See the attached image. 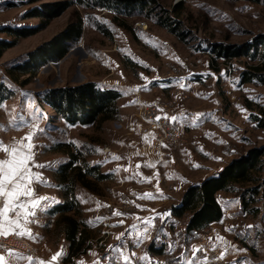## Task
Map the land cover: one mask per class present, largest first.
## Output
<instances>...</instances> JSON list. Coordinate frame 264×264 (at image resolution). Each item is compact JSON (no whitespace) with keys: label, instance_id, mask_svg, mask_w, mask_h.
Wrapping results in <instances>:
<instances>
[{"label":"rangeland","instance_id":"rangeland-1","mask_svg":"<svg viewBox=\"0 0 264 264\" xmlns=\"http://www.w3.org/2000/svg\"><path fill=\"white\" fill-rule=\"evenodd\" d=\"M56 1L63 0H0V39H13L4 27L39 25L41 18L28 13L43 3ZM67 1L71 4L60 15L34 34L18 38L0 56V87L4 85L13 91L11 97L0 100V141L10 146L29 132H36L34 162L50 165L32 169L48 182L43 186L33 185L36 194L52 198L46 210L37 213L38 223L27 225L33 234L28 239L41 260L49 261L61 249L63 254L54 264L69 260L67 240L50 211L62 199V185L56 172L69 159L57 146L72 143L73 149L81 151L83 159L100 165L105 173L99 160L107 161L101 155L111 152L110 147L118 148L119 153L124 151L120 138L130 129L129 117L139 119L150 133L149 151L152 149L158 166L148 172L151 182L120 181L119 175L108 173L110 178L99 183L98 192L77 186L82 205L79 217L92 234L88 240L91 246L84 254V258L88 257L86 261L108 264L111 261L105 257L119 255L111 249L121 245L128 249L124 253L132 261L153 260L155 264H162L176 261L182 255L191 259V249L217 244L223 251L227 249L228 264H264L262 201L258 203L259 213L252 215L242 209L238 195L220 192L223 218L198 232L186 231L188 216L178 219L171 215V207L180 203L187 187L193 184L189 181L196 183L215 175L231 159L251 147L264 145V127L257 126L258 122L252 118L256 115L264 119V84L241 81L242 71L251 63L248 57L226 61L216 57L212 49L217 43L242 44L257 40L264 33V0H154L150 10L121 8L119 12L99 7L94 0ZM180 3L177 15L173 9ZM166 12L175 18L179 34L162 24L161 17ZM163 20L174 26L173 20ZM78 21L81 36L68 42V51L62 58L49 60L25 85L14 80L10 73L13 66ZM25 77L19 76V79ZM88 81L122 93L118 99L119 115L104 122L100 129L92 124H70L40 100V95L48 89ZM124 94L132 104H124ZM147 102L157 103L161 106L160 112L170 117L177 109L184 111L187 114L183 117L192 126L198 125L192 130L175 123L182 137L170 145L164 143L162 158L154 148L155 129L146 120L149 113L143 110V103ZM197 114L206 115L196 120ZM21 117L28 126L17 127ZM37 129L45 131L40 133ZM165 157L174 158L162 165ZM4 158L9 157L0 151V159ZM114 166L118 163L109 159L108 167ZM156 176L161 181H156ZM160 188L167 197L160 199L159 195L158 201L140 198L144 192L160 194ZM105 205L111 209L115 222L109 235L98 217V210ZM114 211L123 214V224L119 221L124 218L114 216ZM144 220L150 223L145 224ZM133 225L136 228L126 234ZM247 225L253 227L249 229ZM233 226H236L234 230L228 231ZM151 243L155 247L164 246L165 253L151 252ZM15 263L28 264L26 260H15Z\"/></svg>","mask_w":264,"mask_h":264},{"label":"trees","instance_id":"trees-1","mask_svg":"<svg viewBox=\"0 0 264 264\" xmlns=\"http://www.w3.org/2000/svg\"><path fill=\"white\" fill-rule=\"evenodd\" d=\"M97 6L119 12L121 8L128 10H150L154 0H94ZM67 0L43 3L33 8L28 16L39 17L37 26L4 27V31L13 37L12 40L0 39V56L3 51L14 46L20 37L29 36L41 30L54 17L60 15L70 6ZM181 5L176 4L173 11L178 15ZM162 15L166 20H175L170 12ZM162 19V24L172 32L179 34V27ZM81 22L70 24L50 41L37 46L27 54L25 61L10 69L15 81L25 85L49 61L62 58L68 51L69 41L81 36ZM216 57L230 61L235 58L248 57L249 66L241 73L242 82L264 84V33L253 42L242 44L217 43L212 47ZM17 72V73H16ZM15 73L17 75H15ZM19 76H26L20 80ZM12 90L4 85L0 87V100L11 97ZM122 93L111 87H101L96 82L88 81L75 86L55 87L42 93L41 102L50 105L66 122L70 124H92L100 129L104 122L119 115L118 99ZM264 112V110H263ZM257 126L264 127V119L256 115L252 117ZM72 143H60L57 148L64 150L69 159L57 170L56 176L62 190V199L50 208L68 243L69 257L80 259L88 251L91 243V231L79 214L82 205L78 198L77 186L81 185L91 192H98L99 183L109 179L111 175L104 173L100 165L92 164L82 158L79 149H73ZM236 194L240 197L242 209L252 215L259 213L258 203H264V145L249 148L245 153L231 159L218 173L187 187L179 204L171 207V215L175 218L188 216L186 231H202L212 223L220 221L224 216L219 201L220 192ZM151 252L165 253V247L149 246ZM110 255V254H109ZM114 257L113 255H111ZM110 260L108 259V262ZM172 261V260H171ZM149 262H155L153 260ZM106 264V263H105Z\"/></svg>","mask_w":264,"mask_h":264},{"label":"snow or ice","instance_id":"snow-or-ice-1","mask_svg":"<svg viewBox=\"0 0 264 264\" xmlns=\"http://www.w3.org/2000/svg\"><path fill=\"white\" fill-rule=\"evenodd\" d=\"M159 79V78H157ZM161 87L165 85L161 84ZM147 85H145V88ZM2 103V102H0ZM39 115V113H37ZM206 114H197L196 120H199L201 116ZM155 119L160 121L162 117L156 116ZM163 119L168 120L167 116ZM187 119V117H185ZM172 122L177 121V117H171ZM31 123V121H29ZM28 126V123L21 117L17 127ZM38 132L43 133L45 129H37ZM36 132H29L28 135L15 141L10 146H6L3 141H0V151H3L7 157L6 159H0V236L7 237L10 234H14L17 237H27L32 238V232L27 228V225L38 223L36 219L38 212H43L46 210V201L50 199L47 196H39L36 194L33 185L43 186L48 183L39 172L32 171L33 168H47L49 164H37L34 162L35 153L33 149L37 147L33 143V139L36 136ZM99 151V150H97ZM112 159L118 160L121 157L113 156ZM140 167L139 164L136 166ZM120 169H116L119 171ZM127 171L128 169H124ZM144 180L151 182L152 177H144ZM144 198H154L151 193H145L141 197ZM114 216H122L123 214L114 211ZM103 219V218H100ZM145 224L150 223L148 220L142 221ZM123 224V220L120 221ZM228 229V231L234 230ZM247 228H252V225H247ZM10 228L12 231L8 232L5 229ZM136 226L133 225L132 229H129L126 234H131L132 230ZM125 234H121L124 236ZM121 245H117L111 249L112 252H117L119 255L112 257L108 256L105 259L112 261V264H132L131 258L124 252L120 251ZM211 251L216 250V246L213 245L210 249ZM188 251V250H186ZM192 252L191 259H188L185 255L177 258V264H208L207 255L202 248H193L190 250ZM237 251H244L243 249H238ZM227 249L221 252V255L216 259H223ZM0 264H9V261L14 259L17 262L26 260L28 264H54L63 254V249L58 251L51 259L47 262L33 258L32 256L26 255L24 253L17 252L14 249H3L0 246ZM197 253H204L202 257L198 256ZM135 256V253H132ZM143 259V257H141ZM95 264V262H94ZM236 264H246V262H236Z\"/></svg>","mask_w":264,"mask_h":264},{"label":"crops","instance_id":"crops-1","mask_svg":"<svg viewBox=\"0 0 264 264\" xmlns=\"http://www.w3.org/2000/svg\"><path fill=\"white\" fill-rule=\"evenodd\" d=\"M168 85H171V84L168 83ZM123 98L125 99L124 104L125 103H127V105L132 104L131 99H129L128 95L124 94ZM155 98H157V97H155ZM152 99H154V98H152ZM184 114H187V113L184 111H178V109H177L175 114L171 116V117H173V116L177 117V121L174 123H176V125L178 127H179V125L180 126L185 125L187 127H191L193 130L194 127L198 126V125L192 126L191 123H189V119H185V117H183ZM185 116H187V115H185ZM188 118H189V116H188ZM128 122H129V128L130 129H128L127 133L122 138H120V140H121L120 145H121V147L122 146L124 147V151L119 153L118 148L110 147L112 149L111 152H106V153H103L101 155L102 159L106 160L107 163H104L101 160H99V162H101L102 166H104L105 173H112V174L114 173V174H117V176L119 175L120 181H146L143 178L149 177L148 172L149 171L151 172V169L153 170V168H156L158 166L156 164V162H157L156 159H154V155L151 153L152 149H151V151H149L150 133L146 132L143 124L141 123V121L139 119H137V118L131 119L128 117ZM200 124L202 125L203 123H200ZM113 156L121 157V159L114 160V163L117 162L118 166H114L113 168H110V167H108V162H109V159H111ZM172 158H174V157H171V158L165 157V159L163 160L164 164H162V165H165L166 162L170 161ZM137 164L140 165L139 168L136 167ZM118 168L120 170L116 171V169H118ZM124 169H128V170L125 171ZM156 181H161L158 176H156ZM194 182L195 181H189L188 183L191 184ZM145 193H147V192H144L143 194H145ZM152 195L154 196V198H151V199H153V201H158L156 198L159 197V195H160V199L167 197L166 193L164 192V190L162 188H160V194H158V193L154 194L153 193ZM47 197H49V196H47ZM51 199L52 198L50 197V199H48L45 202L48 206L51 204ZM59 201L60 200H58L57 202H59ZM156 209L157 208H154L153 210L156 211ZM119 217L124 218V219H121L124 222L125 217H123V216H119ZM126 228H127V226L124 227V229H126ZM5 230L8 232L12 231L10 228H6ZM59 248H63V246L60 245ZM65 248L68 249V251H69L68 244H65ZM124 250H128V249L126 247L120 248L121 252H124ZM130 251H132V249H130ZM50 253L53 254V252H50ZM109 254H112V252ZM9 264H16L15 260L14 259L10 260ZM233 264H236V262H234Z\"/></svg>","mask_w":264,"mask_h":264},{"label":"built area","instance_id":"built-area-1","mask_svg":"<svg viewBox=\"0 0 264 264\" xmlns=\"http://www.w3.org/2000/svg\"><path fill=\"white\" fill-rule=\"evenodd\" d=\"M160 109H161V106L158 105L157 103H150V102L143 103L144 112L146 111L149 113L148 115H146V120L148 123L151 124L152 126L151 129H155L154 131L155 134H154V139H153L154 148L159 154L160 158H162L164 143H167L170 145V143L181 139L182 133L176 127L175 123L171 121V117L160 112ZM156 111L158 112L157 114H156ZM156 116H160L162 117V119L160 121H157L155 119ZM165 116H167L169 119L168 120L163 119V117ZM98 217L99 219L103 218V219H100L101 224H103V227L107 229V233H108L107 235H109L111 230L113 231V229L115 228V222L112 217L111 209H109L108 205L102 206L98 210ZM0 246H2V248L5 250L14 249L17 252L24 253L26 255L32 256L33 258H37L41 260L38 250L34 247V245L26 237H17L14 234H10L6 238L3 236H0ZM215 246H216L215 251L210 250L212 247H202V249H204L206 252L208 264H228L226 254L223 259H216L217 257L221 255V252H223V249L217 244ZM203 255L204 253H198V256L200 257H202ZM87 258H84V260H80L78 256L71 255L69 257L68 262H65V264H81V262H84L85 264H94L93 262L90 263L91 260L86 261ZM108 264H112V261ZM121 264H123V261H121ZM132 264H155V263L145 262L143 260H135V261H132ZM162 264H177V260L173 262L162 263Z\"/></svg>","mask_w":264,"mask_h":264}]
</instances>
